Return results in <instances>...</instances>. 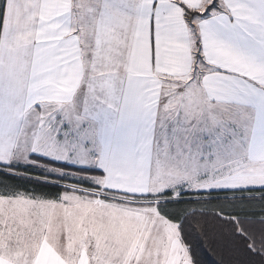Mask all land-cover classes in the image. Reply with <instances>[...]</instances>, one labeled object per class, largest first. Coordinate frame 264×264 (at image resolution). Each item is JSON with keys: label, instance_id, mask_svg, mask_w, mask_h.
Masks as SVG:
<instances>
[{"label": "snow or ice", "instance_id": "snow-or-ice-1", "mask_svg": "<svg viewBox=\"0 0 264 264\" xmlns=\"http://www.w3.org/2000/svg\"><path fill=\"white\" fill-rule=\"evenodd\" d=\"M0 174V264H264V0H0Z\"/></svg>", "mask_w": 264, "mask_h": 264}, {"label": "trees", "instance_id": "trees-1", "mask_svg": "<svg viewBox=\"0 0 264 264\" xmlns=\"http://www.w3.org/2000/svg\"><path fill=\"white\" fill-rule=\"evenodd\" d=\"M0 179L8 180L11 184L34 187L38 192L41 193L54 194L56 192L62 191V189L51 187L48 185L29 184L28 181L5 177L3 176V174H0ZM202 219H205L208 222L209 236H214L215 233L219 231L220 224L212 216L204 217ZM193 244L195 248L196 258L200 261V264H218L222 257H228L227 251L215 241L201 246L198 240L193 239Z\"/></svg>", "mask_w": 264, "mask_h": 264}]
</instances>
